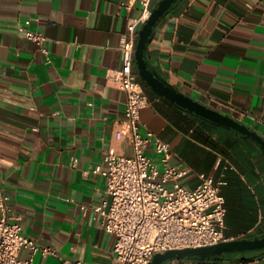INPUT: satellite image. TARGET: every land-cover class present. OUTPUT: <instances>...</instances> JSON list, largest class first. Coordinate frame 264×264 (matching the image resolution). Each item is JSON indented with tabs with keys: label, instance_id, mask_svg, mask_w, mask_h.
Segmentation results:
<instances>
[{
	"label": "crops",
	"instance_id": "0c3cea01",
	"mask_svg": "<svg viewBox=\"0 0 264 264\" xmlns=\"http://www.w3.org/2000/svg\"><path fill=\"white\" fill-rule=\"evenodd\" d=\"M141 10L135 0H0L1 171L23 233L60 254H39L37 264H115V236L93 209L107 188L96 169L110 151L134 154L118 136L128 94L107 74L121 66L128 23ZM22 27L47 36L50 62ZM147 60L175 88L264 136V0H179L156 26ZM145 90L141 129L171 143L173 164L192 169L184 184L225 174L226 235H263L261 146ZM165 264H264V251Z\"/></svg>",
	"mask_w": 264,
	"mask_h": 264
},
{
	"label": "built area",
	"instance_id": "2783aa9c",
	"mask_svg": "<svg viewBox=\"0 0 264 264\" xmlns=\"http://www.w3.org/2000/svg\"><path fill=\"white\" fill-rule=\"evenodd\" d=\"M141 14L128 23L122 64L108 70L107 78L128 94L126 125L118 132L134 154L110 151L106 167L96 169L107 178L102 201L93 207L105 229L115 236V264H149L155 255L172 249L201 247L231 240L226 235L227 199L220 179L205 173L194 187L184 184L192 169L172 163L175 152L170 142L153 131L141 129L142 110L150 105L145 83L136 71V49L140 30L154 9L152 0H135ZM32 20H28L30 25ZM50 62L43 32L22 27ZM153 148L155 157L150 154ZM85 211L89 207H84ZM28 250V255L21 253ZM60 256L52 246H42L23 233V216L13 211L0 166V264H37L38 255ZM64 264H97L82 259H64Z\"/></svg>",
	"mask_w": 264,
	"mask_h": 264
},
{
	"label": "water",
	"instance_id": "95a60500",
	"mask_svg": "<svg viewBox=\"0 0 264 264\" xmlns=\"http://www.w3.org/2000/svg\"><path fill=\"white\" fill-rule=\"evenodd\" d=\"M179 0H161L154 8L150 19L142 26L136 49V62L139 75L155 92L177 104L216 124L231 128L242 135L255 140L264 151V136L248 125L223 112L216 110L194 97L175 88L152 69L147 60V50L153 39L156 26L161 19L174 7ZM264 251V234L255 237L227 240L215 245L172 249L155 255L149 264H165L168 261L181 258H221L234 255H247Z\"/></svg>",
	"mask_w": 264,
	"mask_h": 264
}]
</instances>
